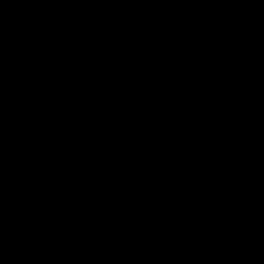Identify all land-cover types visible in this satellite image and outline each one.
Wrapping results in <instances>:
<instances>
[{
	"label": "clouds",
	"instance_id": "1",
	"mask_svg": "<svg viewBox=\"0 0 264 264\" xmlns=\"http://www.w3.org/2000/svg\"><path fill=\"white\" fill-rule=\"evenodd\" d=\"M141 2L155 0H0V46L6 43L8 49L7 54H0V137L5 109L8 110L7 122L15 124L17 118L11 113L22 104L19 122L23 124L28 118L40 120V127L53 134L58 142L57 149H50L42 160L34 157L31 163L24 164L21 169V177L26 181L23 190L5 193L0 178V264L13 248L32 252L55 237L57 221L50 219L49 214L70 203L83 182L93 179L85 158L103 161L115 157L117 140L122 134L127 135L130 113L137 114L142 121L169 127L176 136L191 133L195 128L197 137L212 145L224 140L230 132L239 134L241 145H233L235 157L264 164V98L249 103L253 93L252 69L258 62L264 63V39L261 38L264 26L260 35H256L251 19L246 16L230 23L196 27L188 37L191 45L182 38V33H173L169 37L172 42L157 60L160 66L151 69V81L160 85L151 96L145 95L142 82L135 77L114 78L108 82L104 78L108 67L103 57L91 58L82 66H73L69 61L61 68L59 62L63 53L56 52L40 76L26 79L14 75L31 66L37 60L34 49L55 38L56 33L54 29L22 28L21 23H17L16 34L6 39L5 4L110 3L123 6ZM159 2L248 6L264 0ZM8 24L11 27L14 20L9 19ZM143 36L140 32V37ZM159 38L160 33L153 31L148 33L144 43L151 44ZM22 43L26 46L22 47ZM57 67L54 84L51 80L47 85L40 82ZM185 86L194 90L196 96L184 92ZM206 92H225L228 99L216 104L198 98ZM5 148L0 139V151ZM251 181V175L243 168L232 170L228 177L234 194ZM201 198L206 210L169 212L160 216L159 223H145L138 217L134 226L127 227L122 241H111L107 256L98 264H232V260L212 250L223 239L216 215L203 218L208 215V209L215 207V197L206 198L201 194ZM152 215L154 213H148Z\"/></svg>",
	"mask_w": 264,
	"mask_h": 264
},
{
	"label": "crops",
	"instance_id": "2",
	"mask_svg": "<svg viewBox=\"0 0 264 264\" xmlns=\"http://www.w3.org/2000/svg\"><path fill=\"white\" fill-rule=\"evenodd\" d=\"M252 73L249 103H257L264 98V63L258 62ZM216 94L204 100L219 104L228 99L225 92ZM133 121L142 120L129 119L132 125L118 140L115 157L85 158L93 179L83 182L70 203L49 214L57 221L55 237L32 252L11 249L3 264H98L111 241H122L138 217L159 223L160 216L169 212L206 210L201 194L215 197V207L203 218L215 214L223 236L212 250L232 264H264V164L235 157L233 145H241V136L230 132L212 145L198 138L195 128L176 136L169 127L145 121L137 129ZM40 140L9 144L0 151L5 193L23 190L25 163L34 157L42 160L50 149H57V141L48 145ZM237 168L246 169L252 181L234 194L228 177ZM181 174L190 180L184 181ZM149 212L154 215L148 216Z\"/></svg>",
	"mask_w": 264,
	"mask_h": 264
},
{
	"label": "rangeland",
	"instance_id": "3",
	"mask_svg": "<svg viewBox=\"0 0 264 264\" xmlns=\"http://www.w3.org/2000/svg\"><path fill=\"white\" fill-rule=\"evenodd\" d=\"M241 16L250 18L255 27V34L260 35L261 27L264 26V2L248 6L217 2H159V0L123 6L110 3H14L5 4L3 8L6 39H11L16 34L17 23H21L22 28L31 27L34 31L54 29L56 33L55 38H50L46 44L34 49L33 55L37 60L33 64L14 75H22L26 79L40 76L51 63L56 52L63 53L59 62L61 68L69 61L73 62V66H82L91 58L103 57L108 67L104 78L108 82L114 78H138L147 96H151L160 87L151 81V69L160 66L157 60L162 50L172 42L169 37L173 33L177 35L182 33V38L191 45L192 41L188 37L196 27L207 28L209 25L215 26L221 22L230 23ZM9 19L14 20L11 27L8 24ZM153 31L159 32L160 38L151 44H145L148 33ZM140 32L144 33L143 37H140ZM261 38L264 39V36ZM32 43L35 44V40ZM21 46L26 45L22 43ZM3 53H8L6 43L0 46V54ZM57 71H59L58 67L50 70V76L40 82L47 85L51 80L54 84L53 77ZM172 86L176 87V85ZM183 91L196 96L195 91L187 86ZM207 95L217 97L216 92H206L198 98L204 100ZM7 111L5 109L2 137H0L4 145H27L31 144L32 140L41 138L43 144L51 145L53 141L56 142L53 134L40 127V120L28 118L23 124L19 122L23 111L22 104L11 113L17 118L15 124L7 122ZM129 119H139V116L130 113ZM143 123L141 121L135 124L136 128L144 127Z\"/></svg>",
	"mask_w": 264,
	"mask_h": 264
}]
</instances>
